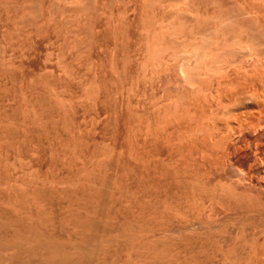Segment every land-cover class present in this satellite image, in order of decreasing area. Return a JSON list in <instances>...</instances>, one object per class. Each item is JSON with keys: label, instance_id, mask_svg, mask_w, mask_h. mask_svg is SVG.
Segmentation results:
<instances>
[{"label": "rangeland", "instance_id": "1", "mask_svg": "<svg viewBox=\"0 0 264 264\" xmlns=\"http://www.w3.org/2000/svg\"><path fill=\"white\" fill-rule=\"evenodd\" d=\"M0 243L264 264V0H0Z\"/></svg>", "mask_w": 264, "mask_h": 264}, {"label": "bare ground", "instance_id": "2", "mask_svg": "<svg viewBox=\"0 0 264 264\" xmlns=\"http://www.w3.org/2000/svg\"><path fill=\"white\" fill-rule=\"evenodd\" d=\"M2 248H3V245L0 243V251L2 250ZM5 248V247H4ZM3 251V250H2ZM30 252V251H29ZM1 253V252H0ZM0 255H2V254H0ZM22 255V254H21ZM20 255V253L17 255H12V257L11 256H9L11 259L10 260H8L9 262H8V264H51V263H49V262H43V261H34V260H32L30 257H27L26 255L25 256H21ZM29 256V255H28ZM3 257V256H2ZM9 257H7L8 259H9ZM0 258H1V256H0ZM2 259V258H1ZM0 259V260H1ZM7 260V259H6ZM5 261V260H4ZM6 262V261H5ZM2 262H0V264H1Z\"/></svg>", "mask_w": 264, "mask_h": 264}]
</instances>
